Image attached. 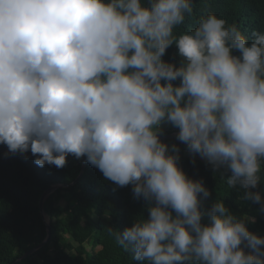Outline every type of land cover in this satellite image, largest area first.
Segmentation results:
<instances>
[{
	"label": "clouds",
	"instance_id": "clouds-1",
	"mask_svg": "<svg viewBox=\"0 0 264 264\" xmlns=\"http://www.w3.org/2000/svg\"><path fill=\"white\" fill-rule=\"evenodd\" d=\"M192 12L191 0H0V144L40 167L83 157L132 185L148 217L117 239L137 261L264 264V237L222 201L203 209L211 192L161 139L163 123L179 129L193 158L230 172L228 185L264 211L252 191L264 162V32L249 38L209 13L177 38ZM173 44L179 66L164 59Z\"/></svg>",
	"mask_w": 264,
	"mask_h": 264
},
{
	"label": "trees",
	"instance_id": "trees-1",
	"mask_svg": "<svg viewBox=\"0 0 264 264\" xmlns=\"http://www.w3.org/2000/svg\"><path fill=\"white\" fill-rule=\"evenodd\" d=\"M191 2L193 12L174 29L177 38L193 32L201 17L209 13L223 18L227 27L236 25L249 38L254 30L264 32V0ZM233 54L239 55L235 51ZM164 59L180 65L181 57L174 44ZM161 127V135L179 130L168 123ZM162 141L179 147V166L189 178L203 181L211 192L202 202L203 209L222 201L230 214L246 222L249 231L264 237L261 204L245 200L244 189L228 185L230 172L213 171L206 160L187 153V146L176 137ZM35 158L31 152L10 153L6 145L0 144V264H148L135 260L131 249L117 239V233H122L134 220L148 217V205L134 197L132 185H115L83 157L69 155L63 168L37 166ZM260 175V184L252 191L260 192L264 199V162ZM52 186L56 189L44 202L51 225L49 237L41 199ZM203 222L207 223V218ZM32 249L35 251L18 262Z\"/></svg>",
	"mask_w": 264,
	"mask_h": 264
},
{
	"label": "water",
	"instance_id": "water-1",
	"mask_svg": "<svg viewBox=\"0 0 264 264\" xmlns=\"http://www.w3.org/2000/svg\"><path fill=\"white\" fill-rule=\"evenodd\" d=\"M177 133H178V132H172V133H168V134L161 135V139L163 140V139H167V138H175V137L177 136ZM55 189H56V187H53V186L50 187V188H49V189L43 194L42 199H41V211H42V214H43V216H44L45 221H46L47 224H48L49 237H50V235H51V225H50V223H49V221H48V219H47V215H46V213H45V211H44V202H45V199L47 198V196H48L51 192H53ZM49 237H48V238H49ZM37 248H38V247H37ZM37 248H35V249H37ZM35 249H32L31 251H29L28 253H26L23 257H21L20 259H18V262L21 261L24 257H27L29 254H31L32 252H34ZM16 263H17V262H16ZM16 263H13V264H16Z\"/></svg>",
	"mask_w": 264,
	"mask_h": 264
},
{
	"label": "rangeland",
	"instance_id": "rangeland-1",
	"mask_svg": "<svg viewBox=\"0 0 264 264\" xmlns=\"http://www.w3.org/2000/svg\"><path fill=\"white\" fill-rule=\"evenodd\" d=\"M178 131H179V130H177L176 132H178ZM187 153H189V152L187 151ZM47 219H48V217H47ZM48 220H49V219H48ZM88 248H89V249L92 248L91 244L88 245Z\"/></svg>",
	"mask_w": 264,
	"mask_h": 264
}]
</instances>
